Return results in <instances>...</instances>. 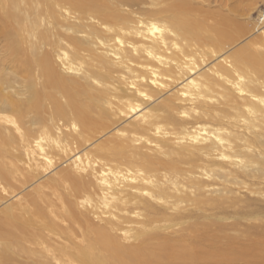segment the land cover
<instances>
[{"label": "bare ground", "instance_id": "obj_1", "mask_svg": "<svg viewBox=\"0 0 264 264\" xmlns=\"http://www.w3.org/2000/svg\"><path fill=\"white\" fill-rule=\"evenodd\" d=\"M144 1L0 0V264H132L131 256L139 264L153 261L156 256L149 254L148 247H136L148 232L138 218L144 213L157 216L160 210L143 195L134 176L106 166V162L126 158L125 146L128 149L130 141L166 145L191 165L231 170L227 177L233 180L242 174L235 175L229 161L203 162L199 153L228 160L240 157L249 165L258 162L257 154L264 157V140H258L264 138L262 29L255 27L252 33L245 24L229 18L210 25L209 13L194 8L191 0H157L154 7L158 9L145 12V18L125 10ZM59 13L68 19L63 21ZM43 16L50 21L46 25L54 26L51 32L45 30L48 26L39 27ZM158 17L168 19L169 27L156 36L148 35L147 20ZM74 18L83 24L80 29L88 35L86 43L100 41L117 48L124 67H102L93 49L56 30V26L71 28ZM58 38L71 43L72 61L87 60L94 69L87 84L69 81L55 69L50 51L63 50ZM242 41L246 45L237 48ZM94 81L101 88L96 89ZM110 97L116 100V111L103 108ZM180 112H190V121L178 117ZM115 115L117 119L112 118ZM234 117L245 118L246 128ZM48 120L56 125L62 122L64 130L75 128L64 133L67 144L51 140L54 132ZM124 124L127 127L121 130ZM242 127L248 135L232 133V128L237 133ZM161 130L166 136L191 137L192 143L177 147L170 144V138H154ZM123 132L128 136L118 138ZM142 138L147 140L142 142ZM44 140L50 142L48 150ZM23 153L29 159L26 168L20 165ZM135 156L140 153L133 151L131 157ZM154 163L146 157L143 165L152 171ZM165 165L175 169L172 162ZM91 177L97 179L103 213L98 212L103 208L99 203L93 210L80 208V200L92 196ZM50 184L57 191L63 188L58 202L42 190ZM28 188L32 193L23 197L20 193ZM240 202L232 200L234 205ZM115 226L121 228L117 235ZM39 238L47 247L40 255L33 248ZM193 249L182 246L171 264H238L226 258L223 249Z\"/></svg>", "mask_w": 264, "mask_h": 264}, {"label": "rangeland", "instance_id": "obj_2", "mask_svg": "<svg viewBox=\"0 0 264 264\" xmlns=\"http://www.w3.org/2000/svg\"><path fill=\"white\" fill-rule=\"evenodd\" d=\"M145 1L143 2L144 4L138 3L135 7H130L125 10L133 13L136 18H145L147 17V13L145 12H154L158 9L154 7V3H156L157 0ZM191 1L194 8L203 9L209 13L206 21H208L210 25L219 24L222 19L229 18L235 21L237 20L238 23L245 24L254 30L252 33H256L257 27L262 29L260 34H263L261 38L263 41H261L262 43L259 47H261L264 52V23H261V17H264V0H209L211 3L210 5H207L203 0ZM193 1L200 2L197 3L199 6H195ZM40 7L41 5H39V8ZM15 11L19 13L17 8H15ZM47 15L48 14H45L44 16ZM59 15L62 17L63 21L64 19H68V16L65 14L59 13ZM44 16L40 22L41 26H39V24L38 26L43 27L44 29L48 26L45 30L51 32L54 26L49 24L46 25V23L50 21H46ZM198 18L199 20H202L200 17ZM74 19L71 20L72 29L67 27L62 28L54 24L56 26V30L67 36H73L76 43L82 47L89 50L93 49L95 57L102 67L111 68L112 70L124 67L123 64H121V55H119V50L117 48H112L110 45H105L100 41H97V44L86 43L84 39L88 38V35H84V32L80 29L83 24ZM44 20L46 21L45 23L43 22ZM63 21H61L62 25ZM151 21L153 22L150 23ZM168 21L169 20L166 18L161 19L159 17L153 20H147L144 29L146 28L145 31L147 30L148 35L154 33L156 36L159 32L169 27L167 25ZM90 23L91 22H87L89 25ZM73 24L74 27H72ZM73 30H75V32H73ZM168 30L170 29L168 28ZM168 32L170 33V31ZM58 39L61 45H63V50L50 51L55 69L63 78L69 81L77 82L79 85L87 84L85 82L91 76V72L94 69L89 66V62L87 60L72 61L71 43L65 41L63 38ZM245 43V41H242L240 44H237V48L246 45ZM125 72L128 73L129 71L126 69ZM35 75V79H39V73L35 72ZM240 76L245 77L244 75ZM236 78H238V75H236ZM93 83L96 89L101 88V84L97 81H94ZM113 102H116V100L113 97H110L109 100H106L103 103V108L106 111H116V107L113 105ZM188 111L189 110H187V112ZM189 113L180 112L177 116L181 119L185 118L184 120L189 119L188 121H190ZM234 115L236 116L237 114L235 113ZM112 118L117 119L118 115L112 116ZM234 119L236 120L237 118L234 117ZM237 120L240 121L241 126L246 128L245 118ZM232 121L234 122V120ZM47 122V125L50 128H53L54 132V136H52L51 140H54L53 142L55 144H59L60 142L62 143H60L61 145L67 144V142L64 141V133L66 131L75 132V128H72V126L71 130H64L62 122L58 123L59 126L51 120H48ZM125 124L120 128L121 130L127 127ZM226 126L228 125L226 124ZM130 127L131 126L128 127V130H130ZM189 128L191 129L189 131H193V135H197L195 129H192L191 127ZM243 129L244 128L242 127V129L238 130L236 133L234 128H232V133L240 137H243L245 133L248 135L246 130ZM224 135L227 138L230 137L229 133H224ZM127 136L128 134L123 132L119 134L118 138H125ZM130 136L134 138L133 134ZM153 136L156 139L170 138L173 140L172 142L169 140L170 144H175L177 147L189 146L188 144L192 143V139H190L191 137L166 136L162 130L159 131V134H153ZM260 139L263 142L264 138H259L258 140ZM142 140V142H144L147 139L142 138ZM238 140L240 145L243 144L239 138ZM44 141L45 142L43 143L45 148L48 150L50 142L48 140ZM146 142L135 143L134 141H130L128 149L127 146H125L123 156L126 155V158L115 162H106V166L112 167L114 170L121 172L122 175L130 174L131 176H134L137 179V184L142 189L141 192L143 195L150 200L149 202L153 206L160 210V213L157 216H149L151 214L148 215L144 213V215H141L138 218V221L143 223L148 232L144 235L143 240L140 241L136 247H148L149 254L156 256L153 258V261L149 262V264H158L161 260L163 264L173 263V257L180 252V248L182 246H185V248L191 251L194 250L193 248L198 249L201 247L206 249L213 248V250H217L219 252L223 249L222 251H226L223 252L226 258L234 260L238 264H264V157H260L259 154H257V158L259 159L258 162L254 165H249L245 162V164L241 162L245 160L240 157L228 160L226 158L221 159L218 157H209V153L204 151L199 153L200 160L203 162H206L205 160H208V163H212V161L221 162L220 160L225 162L229 161L227 164L230 165V169H232L233 173L237 176L242 174V177L239 176L236 180H233L232 178L227 177L231 171L229 169L219 168L203 163H194V165H191L188 159L179 157L172 149H166V145L153 143V141H149L148 143ZM205 143L208 144L207 142ZM133 151H138L140 156L131 157ZM239 151L244 152L242 149ZM244 153H246V156H249L246 151ZM24 154L25 153L21 155L24 160L20 163V165L22 167L26 165V168V163L29 159ZM146 157L150 161L155 162L154 166L151 168L152 171L144 168L143 164ZM170 162L173 163L175 167L174 170L165 165ZM99 167L100 166L97 165V169H99ZM11 169L14 170L13 162ZM52 175L53 174L49 175V177ZM91 178L95 184L91 191L92 196H88L90 198H87L86 195L82 198L79 202L81 203L80 208L84 209L83 211L93 210L96 204L99 203V207L103 208L98 210V212L103 213L102 211L105 210V207L102 205V199L101 196H99L100 192L96 186L98 183L97 179L94 177ZM52 184L44 185L42 190L45 194L50 195L49 198L51 200L58 202L60 195L64 194L63 188H61L60 191H57L56 188L53 189ZM246 185H248L249 190L246 189ZM6 188L8 190H12L11 186H6ZM32 191L33 190L28 188L20 194L25 197L27 194L32 193ZM235 199L241 200L242 202L234 205L232 200ZM84 202L85 204H82ZM26 203L27 201H25L24 198L23 204L25 205ZM131 216L136 218L133 214ZM1 217L5 218L4 215ZM217 218H226L227 221L222 222L217 220ZM93 219L97 223L100 222V219H98L97 216H93ZM167 225H171L172 228L164 229ZM114 229L116 235L117 232L121 230V228H117V226H115ZM54 239L56 240L57 238L55 237ZM59 239L57 240L60 241L61 239ZM35 242V246L30 244V242L28 245L31 247L34 246L33 248H36L35 250L39 255L42 254L43 250L44 252L47 251V247L45 246L46 244H41L42 239L39 238L38 242ZM60 242H63V239ZM59 244L60 243L58 242L57 246H59ZM149 244L151 246H149ZM241 244L249 245H246V249L245 246ZM124 245L127 248L131 247L130 245ZM40 246L42 247V251ZM54 246L56 247V244H54ZM186 246H189L190 248ZM236 249H238V251ZM168 257L170 262H168ZM130 263L139 264L140 262L136 259V256H131Z\"/></svg>", "mask_w": 264, "mask_h": 264}, {"label": "built area", "instance_id": "obj_3", "mask_svg": "<svg viewBox=\"0 0 264 264\" xmlns=\"http://www.w3.org/2000/svg\"><path fill=\"white\" fill-rule=\"evenodd\" d=\"M261 23H264V17H261Z\"/></svg>", "mask_w": 264, "mask_h": 264}]
</instances>
